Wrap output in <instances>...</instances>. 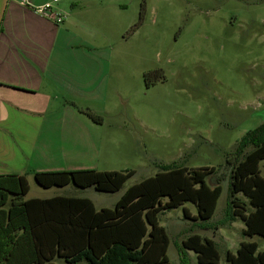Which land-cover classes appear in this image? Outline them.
<instances>
[{
    "label": "rangeland",
    "instance_id": "rangeland-1",
    "mask_svg": "<svg viewBox=\"0 0 264 264\" xmlns=\"http://www.w3.org/2000/svg\"><path fill=\"white\" fill-rule=\"evenodd\" d=\"M137 3L125 14L126 21L136 20L134 26L108 31L111 99L117 104L95 133L103 138L100 171L135 175L117 193L73 184L45 189L30 179L27 198L81 197L97 209L113 208L126 189L155 176L160 165L214 168L207 183H220L223 191L208 223L197 219L191 203L159 215L170 239L171 264L182 263L179 248L193 234L217 243L220 264H229L227 252L236 255L243 242H257L263 250L264 240L244 235L243 221L226 219L232 159L241 141L264 126V0ZM251 151L247 147L244 155ZM260 167L264 177V163ZM187 259L197 264L192 253Z\"/></svg>",
    "mask_w": 264,
    "mask_h": 264
},
{
    "label": "trees",
    "instance_id": "trees-1",
    "mask_svg": "<svg viewBox=\"0 0 264 264\" xmlns=\"http://www.w3.org/2000/svg\"><path fill=\"white\" fill-rule=\"evenodd\" d=\"M88 115L99 122L92 113ZM247 147L252 151L244 155ZM237 152L231 163L235 166L226 222L240 219L246 226V237L264 240V177L260 167L264 163V126L248 134ZM159 169L155 176L126 189L113 208L102 209L80 197L25 200L30 192L26 176H0V264H171L170 239L159 215L191 203L197 208V219L208 223L223 188L220 183L214 187L207 183L214 168L172 164ZM134 175L133 170H79L35 173L34 180L45 189L73 184L117 193ZM239 195L244 200L235 197ZM184 213L189 219L188 209ZM179 249L181 264H189L188 251L196 254L198 264H220L217 243L198 234L190 235ZM226 258L229 264H264V250L259 251L255 242H244L236 255L227 252Z\"/></svg>",
    "mask_w": 264,
    "mask_h": 264
},
{
    "label": "crops",
    "instance_id": "crops-1",
    "mask_svg": "<svg viewBox=\"0 0 264 264\" xmlns=\"http://www.w3.org/2000/svg\"><path fill=\"white\" fill-rule=\"evenodd\" d=\"M136 8V0H0V176L101 170L95 133L117 104L108 31L134 26L125 14Z\"/></svg>",
    "mask_w": 264,
    "mask_h": 264
},
{
    "label": "built area",
    "instance_id": "built-area-1",
    "mask_svg": "<svg viewBox=\"0 0 264 264\" xmlns=\"http://www.w3.org/2000/svg\"><path fill=\"white\" fill-rule=\"evenodd\" d=\"M37 11L39 12V13H41V14H48V13H51L52 11H51V5L50 4H46V5H44V6H41V7H39L38 9H37ZM55 20H56V22L57 23H62L63 22V20H64V16H62V15H56L55 17Z\"/></svg>",
    "mask_w": 264,
    "mask_h": 264
}]
</instances>
